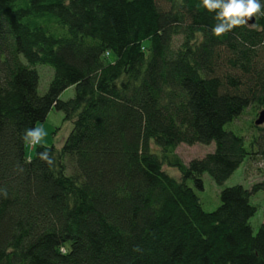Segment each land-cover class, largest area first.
Returning <instances> with one entry per match:
<instances>
[{"label": "trees", "instance_id": "obj_1", "mask_svg": "<svg viewBox=\"0 0 264 264\" xmlns=\"http://www.w3.org/2000/svg\"><path fill=\"white\" fill-rule=\"evenodd\" d=\"M218 11L0 0V264H264V223L251 225L264 168L212 211L190 185L264 154V14L215 36ZM52 109L74 122L62 148L35 136ZM182 144L215 149L186 163Z\"/></svg>", "mask_w": 264, "mask_h": 264}, {"label": "rangeland", "instance_id": "obj_2", "mask_svg": "<svg viewBox=\"0 0 264 264\" xmlns=\"http://www.w3.org/2000/svg\"><path fill=\"white\" fill-rule=\"evenodd\" d=\"M36 70L39 74L38 89L41 94H44L53 79L54 71L50 66L44 64L37 65ZM75 93V86L69 87L61 94L60 99L67 101L73 98ZM253 117L254 116L251 115H244L242 119L248 121ZM238 122L241 123L242 120H239ZM73 127L74 122L66 120L64 112L52 109L48 114L46 121L38 124L35 136L36 138H39L40 143L43 145L62 148L71 134ZM247 136L250 137L251 134L248 133ZM248 137L246 138L247 140ZM34 149H28V155L30 158L33 156ZM214 149V144H182L179 146L177 152L181 158L188 163L195 158L204 157L207 153L213 152ZM166 168L170 169L167 166ZM259 168H264V154L260 152L253 155V158L248 162L245 160L222 185L217 184L208 173L203 177V189L198 188L193 181H190V185H192L199 193L204 208L208 211H212L220 205V193L225 187L242 184L247 188H251L255 182L260 181L263 178V175L259 173ZM170 171L174 172L175 169H170ZM176 174H179L178 170ZM252 202L258 208L256 214L251 218V225L254 232L257 233L261 224L264 223V192L259 191L255 193L252 197Z\"/></svg>", "mask_w": 264, "mask_h": 264}, {"label": "clouds", "instance_id": "obj_3", "mask_svg": "<svg viewBox=\"0 0 264 264\" xmlns=\"http://www.w3.org/2000/svg\"><path fill=\"white\" fill-rule=\"evenodd\" d=\"M202 4L209 12L219 9L215 19L220 23L212 29L215 36L246 24L254 14H264L259 0H202Z\"/></svg>", "mask_w": 264, "mask_h": 264}, {"label": "water", "instance_id": "obj_4", "mask_svg": "<svg viewBox=\"0 0 264 264\" xmlns=\"http://www.w3.org/2000/svg\"><path fill=\"white\" fill-rule=\"evenodd\" d=\"M247 20H248L249 23L253 24L255 22V16L253 15V17L251 19H247ZM263 123H264V110L261 111L260 117L256 121V124H258V125H261Z\"/></svg>", "mask_w": 264, "mask_h": 264}, {"label": "built area", "instance_id": "obj_5", "mask_svg": "<svg viewBox=\"0 0 264 264\" xmlns=\"http://www.w3.org/2000/svg\"><path fill=\"white\" fill-rule=\"evenodd\" d=\"M37 142H38V139H36L34 143H37Z\"/></svg>", "mask_w": 264, "mask_h": 264}]
</instances>
